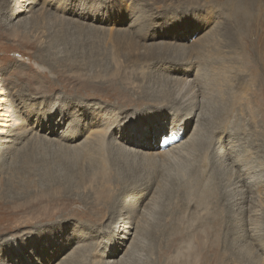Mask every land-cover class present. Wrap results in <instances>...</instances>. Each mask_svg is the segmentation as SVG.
Segmentation results:
<instances>
[{
  "label": "rangeland",
  "instance_id": "obj_1",
  "mask_svg": "<svg viewBox=\"0 0 264 264\" xmlns=\"http://www.w3.org/2000/svg\"><path fill=\"white\" fill-rule=\"evenodd\" d=\"M42 1L44 0L33 4L29 11L21 13L15 20L10 18L9 8L0 0V37L5 44L10 45L4 58H0V86L5 91L6 97L3 98L8 105L6 108L11 110V113L15 112L17 119L24 120L27 110H32V114H47L48 111L42 107L48 108V102L56 98L59 102L66 101L63 103L67 104L69 111H78L75 112L76 115L90 108L91 102L106 107L111 103L116 111H126L130 116L145 109L150 112L158 111L163 103L169 107L170 100L176 97L175 92L169 93V87L172 85L169 78L152 74L161 68V64L159 58H156L158 55H152L149 49L156 43L161 42L162 45L167 40L168 43L173 41L170 40V34L161 39L149 37L156 33L163 34L160 32L163 27L169 26L176 19L185 20L184 28H177L178 35L191 38L196 29L201 28L209 33L210 41L216 40L222 52L220 57L227 51L229 60H232L231 70L227 72L230 81L221 86L222 97L206 88L207 93L199 104L201 124L197 127L196 143L180 149L174 156L155 167L147 166L133 154L121 152L114 142H108V138L105 140L106 177H100V161L92 163L81 154L66 155L67 153L63 152L65 155H62L61 151L53 148L52 143L37 137L24 138L5 158L0 155V207L7 206L15 211L14 209L24 201L22 192L28 182L32 199L39 194L40 188L43 191L42 209L48 208L47 204L52 196L56 195L58 198L51 202L54 211L52 218L32 219L30 215L20 213L15 217L9 215L13 220L8 217V220L3 222L6 227L0 228L3 229L0 239L18 237L25 243V249L12 255L9 261L6 260L7 254L0 249V264H14L21 257L28 259L25 264H44L50 260L48 249L51 245H33L28 238L31 235H39V232L51 233L61 228L58 240H70L74 237L79 240V247L81 246L79 249L69 250L72 264H90L91 256L88 250L92 244L100 250L109 241L111 230L118 225L114 223L120 211H124L120 203L137 198L144 192L142 180L153 175H156V181L145 200L147 203L150 196L155 194L158 207L152 212L153 219L144 221L141 215L137 218L136 225L140 232L139 237L142 238L140 244L130 248L129 242L128 248L120 250L116 259L124 257L129 251V255H126L129 257L128 261L124 264H169L172 259L167 262L168 257L177 254L183 257L182 262L178 264H198L197 255L186 253L190 247H194L190 238L183 239L163 254L159 252V245L152 237L151 230L155 225L166 223L165 213H177V205L184 203L180 214L183 216L184 228L194 226L201 219V216H198L204 214L203 210L208 212V216L201 220L208 222L212 218L217 219L216 225L198 227L199 231L207 230L203 241H210L214 248V251L206 252L209 264L261 263L259 252L248 237L240 236L239 240H234L229 236L235 231L231 230L228 221L230 202L233 199L228 179L235 173V169L227 171L217 166L212 167L206 174L205 167L212 161V140H219L217 136L220 134L215 133V128L225 130L222 135L229 141L225 144L230 143L229 146L238 157L237 161L248 160L246 166L256 173L253 174L255 183L262 181L264 184V0H67L64 3L68 9L64 12L61 8H54L51 0H45L44 3ZM80 8H83V11ZM111 9L113 16L110 15ZM97 11L107 15V19L100 18L101 14H96ZM22 16L26 18V24L14 25ZM190 38L186 40V47H190ZM49 41L56 42L57 53L45 55L42 50L47 48ZM70 50H73V53H88V56H76L74 60ZM207 58L211 59L210 56ZM222 59L226 60L223 57ZM71 61H86L88 66L85 72L90 74L101 72L109 77L108 74L112 72L117 77L118 91L134 102L127 105L118 103L115 99L104 102L98 98L99 95L88 98L79 92L81 88L70 76L72 71H77L71 69ZM36 63L42 64L44 69L38 70ZM162 67L167 70L165 75L168 74L169 69ZM210 67L206 68V76L212 69ZM48 84L53 86L49 87ZM164 92H167L166 97L158 101L156 95H162ZM142 97L157 101L155 104L141 102ZM197 114L198 112L192 122L191 132ZM222 125L225 126L223 129ZM53 137L54 135L49 140ZM157 139L158 137L151 140L155 143ZM172 142L177 143L178 140L169 144L172 145ZM243 150L245 157L241 159ZM26 163L29 166L26 167ZM135 183L140 185L139 188L132 187ZM261 193L251 194L246 206L256 211L259 217L260 226L258 225L257 229L260 230L264 243V191ZM8 209L7 212L10 213ZM26 218L30 219V223L22 222ZM249 218L250 216L247 217L248 220ZM67 222L69 226L65 227L63 224ZM227 228L231 231L228 235ZM69 233L70 236L67 235ZM8 243L10 242L5 243L7 248L10 246ZM216 255L219 256L218 259L215 258ZM12 259L15 262H12Z\"/></svg>",
  "mask_w": 264,
  "mask_h": 264
},
{
  "label": "bare ground",
  "instance_id": "obj_2",
  "mask_svg": "<svg viewBox=\"0 0 264 264\" xmlns=\"http://www.w3.org/2000/svg\"><path fill=\"white\" fill-rule=\"evenodd\" d=\"M38 1L41 0H2V4L9 8L10 18L16 20V18H18L21 13L29 11L33 4H37ZM65 1L67 0H63V2L51 0V5L54 8H61L64 12L68 9L67 4L64 3ZM42 2L44 3L45 0ZM80 9L83 11V8ZM96 14H101L100 18L104 20L107 19V15H103L102 13H99V11H97ZM110 15L113 16L112 9ZM184 21L185 20L183 19H176L175 21L170 23L169 26L167 25L163 27L162 31H160L163 34L156 33L152 34L149 37V39H161L165 35L170 34V40L173 41L172 43H168L167 40L166 42H163L162 45L161 42L156 43L155 45H152L150 43L153 48L149 49L152 55H158L156 58H159V63L161 64V68L157 69L156 72H152V74L159 77L161 76L169 78L170 84H172L171 87H169V93L171 94L172 92H175L176 97L170 100L169 107H166L167 105L163 103L159 107L158 111L150 112L145 109L142 112H139V114L130 116V114H127L126 111H124V113H119L118 111H116L115 106L111 105V103H109V107H106L101 106L98 103L91 102L90 108L84 109L82 113H78L76 115L75 112L78 111H72L71 109L69 111L66 108L67 104H64L66 101L64 102L62 99L64 103L59 102L58 98H56L48 102V108L42 107L43 109L48 111L47 114H32V110L26 109L27 112L25 110L26 115L25 119L23 120V118L17 119L14 114L15 112L11 113V110L6 108V106L8 107V105H6V99H4L6 97L4 95L5 91L0 86V155L5 158L6 154L13 150L16 145L20 143L24 138H27L29 136L31 137V139H34L37 137L42 139V141L44 142L52 143L54 145L53 148L61 151V153H67L66 155H72V153L73 155L81 154V156L83 155V157L87 158L95 164L100 161V177H103V175L106 177L107 167L105 165V140L107 138L110 140L108 142H114L121 152L130 153L134 156H137L140 161L144 162L149 167H155V165L157 166L158 163L166 161L170 157L174 156L177 151L184 147L193 146L198 139L196 137L198 131L197 127H199V124H201V114L200 111H198L200 100H202L206 95L207 87L211 91L217 92L218 95L222 97L223 90L221 89V86L227 84L229 80V74L227 72L228 70L229 72L231 70L230 68L232 65V60H229L230 57L227 51H224V54L222 55V57L226 60H223L222 57L219 56L220 54H222V52L217 46L215 42L216 40L211 39L212 41H210V35L204 29H196L195 33L192 34L193 36L191 35V38L178 35L177 28H184ZM24 23L26 24V18L22 16L20 17V19L14 22V25L24 26ZM188 38H190L191 41L190 47H186L185 45ZM64 40L62 41L64 42ZM49 42L50 43H48L47 48L42 50L45 55L53 54V52L57 53V45H55L56 42ZM9 47L10 45L5 44L3 38L0 37V58H4V55L9 50ZM93 53L94 52H92V54ZM70 54L71 56L73 55V58L76 56H79V58H85L86 56H88V53H73V50H70ZM206 56H210L211 59L207 58ZM67 60L68 59H66V61ZM76 61L78 60L76 59ZM76 61H71V65H73V68L71 69H75L77 71H75L74 73L72 71V75L70 76L71 78H73L74 83L81 88L79 92H81L88 98L99 95L98 98L104 100V102H110L111 99L117 100L118 103L123 102L126 105L134 102V100L128 98L127 95H124L123 93L118 91V86L116 85L117 77H115L112 72L108 74L109 77L106 76V73L102 75L101 72L90 74L85 72L87 71L88 66V63L86 61ZM35 65L38 70L44 69V66L42 64L36 63ZM162 66H165V69L166 67L167 69H169L168 74L165 75V73H167V70L165 71L164 67ZM209 66H211L212 69L209 73H207L208 75L206 76V68L208 69ZM48 82L52 83L51 81ZM48 85L49 87L53 86L50 84ZM64 87L65 86H62V88ZM165 95H167V92L162 93V95H156L157 98H159L158 101H162L161 99L163 97H166ZM156 101L148 97H142L141 100V102L152 104H155ZM78 103L79 105H82L80 102ZM86 105L89 106V104ZM197 112L198 114L195 126L193 128V131L191 132V125L195 120L194 117ZM19 116L21 117V115ZM26 122H28V124ZM219 126H221V124ZM223 127L225 126L222 125V128H220L223 129ZM216 132H219L220 136H217L219 137V140H212V150H210V158L212 161H210V163L208 164L209 166L207 165L205 167L207 170L206 174L210 172L212 167L217 166L219 168L222 167L227 171H232L231 169H235V173L228 179V185L229 187H231L230 190L233 195V199L230 202V217H228V221L230 222L229 226L231 227V230L235 231L237 235L234 234L235 232L233 234H230L231 231L228 228L226 230V235H228L229 233L230 238L234 240H239L240 236H243L244 238L248 237L255 245L256 250L259 252L260 259L262 260L259 261L261 262L259 264H264V243L261 238L260 230L257 229L260 226L258 223L259 217L257 216L256 211L252 210L251 208H247L246 206L248 198L251 194L257 192L259 195L261 191H264V189L262 190V187L264 188V184L262 183V181L255 183L253 174L256 175V173L251 169V167L246 166V164L248 165V160L243 159L242 162L237 161L238 157L233 153L232 147L229 146L230 143L228 145L225 144L227 139L226 136L222 135V132H225V130L222 131L218 128H215V133ZM52 135H54V137L52 138V140H49ZM156 137H158V139L155 143H153V140L151 139H155ZM166 140L168 141L167 143H162ZM173 140H178V142H172V145L169 144ZM168 145L171 146L167 148ZM215 153L217 154L215 155ZM65 154L63 153L62 155ZM244 157L245 151L243 150V152L241 153V159ZM26 165L27 163L25 164V166ZM198 174L199 173H197V175ZM155 176L153 175L148 177L144 181L142 180L143 183L141 184V186H145L146 188H143L144 192L138 195L137 198H135L133 201L129 200L120 203L121 209L124 211H120L117 221L114 223V225L116 223H118V225H115L114 229L111 230V238L109 239V241H107V243L102 246L103 249L101 248L99 250L98 248H94L92 244L90 246L91 248L88 250L91 256L90 264H124L128 261L129 257H126V255H129V251L126 252V254H124V257L122 256L119 260L116 258L118 257V252L120 250L123 251V249L127 247L129 242L130 248L138 246L140 244L142 238L139 237L140 232L136 225L137 218H139L141 215L144 218V221L153 219L152 212L155 211L158 207L155 200V194L154 196H150L151 198L149 201H147V203H145V200L148 197L149 193L152 191V187L154 186V183L156 181ZM25 185L26 187L25 189H23V194L21 193L22 196L24 195V201L14 209L15 211L8 209L7 206L0 207V228L6 227V225H3V222L8 220L10 214L12 217H15L17 213H20V215H30L32 219L53 217L54 211L51 202L53 203L58 199L56 195L52 197L49 196L51 198L49 199V203L47 204L48 208H45L44 210L42 209L43 206H41L43 200V191L41 190V188L39 187V194L37 196H34V198L32 199L33 195L30 191V182L25 183ZM138 185V183H135L132 185V187H138ZM49 186L52 187V185ZM66 199L68 200V198ZM182 204L180 203L177 205L178 207L176 211L178 214H172V211L165 213L166 223H159L155 225V227L151 230L152 237L155 241H157V244L159 245V252H162L163 254L169 252L172 247L174 248L176 245H178V242L182 241L183 239L190 238L194 243V247L192 249L190 247V249L187 250L186 253L197 255L198 264H209L210 260L207 257L206 252L214 251V248L210 241H203V238L206 236L204 235V233L207 230L205 232L199 231L198 227L207 228L212 225H216L217 219L212 218L208 222L201 220L205 219V217L208 216V212L203 210V208L202 210L204 211V214L198 216H201V219L198 220L194 226L192 225L193 227L190 226L191 228L188 229L184 228L183 216L180 215L181 209L184 208ZM7 209L10 211V213L7 212ZM82 214H86V212H82ZM110 216L112 217V215ZM249 216L250 218L248 220L247 217ZM10 218L11 217H9V219ZM169 218L171 219L168 222L167 219ZM38 221L40 220H37V222ZM22 222L28 224L30 223V219L26 218ZM67 223H64L63 225L65 227L69 226V223ZM215 229H217V227H215ZM2 230L3 229H0V232ZM61 231L62 228L61 230L55 229L51 233L39 232V235H34L35 237L31 235L28 238L33 245H39L43 247L51 245L48 249L50 260L46 261L44 264H72L73 259H70L71 252L69 250H71L72 248H81V246L79 247V240H75L74 237L70 238V240H58L57 237L59 236L58 234H60ZM77 232L78 231H76V233ZM67 235L70 236L71 233ZM7 241L10 242L8 243L10 245L8 248L7 246H5V243ZM20 241L21 240L18 237L13 239H0V245H3V247L0 246L2 247L0 249L3 250L5 254H7V261L11 259L12 255L20 253L21 249L24 248L25 243L23 241ZM189 246L191 245L189 244ZM68 251L69 253H67ZM40 253H42V251H40ZM177 253H179V251L176 252V254ZM218 255L215 256L216 259L219 258ZM221 257L220 260H222ZM171 259V263L178 264L182 262L183 257L177 254L176 256L168 257L167 262ZM255 259H257V257ZM26 260L28 259L26 258ZM26 260L21 257L14 264H25L27 262ZM11 261L15 262L13 261V259ZM56 261L58 262L56 263ZM34 264H38V262H34ZM164 264H166V262H164Z\"/></svg>",
  "mask_w": 264,
  "mask_h": 264
},
{
  "label": "snow or ice",
  "instance_id": "obj_3",
  "mask_svg": "<svg viewBox=\"0 0 264 264\" xmlns=\"http://www.w3.org/2000/svg\"><path fill=\"white\" fill-rule=\"evenodd\" d=\"M168 141L166 140V141H163L162 143H167Z\"/></svg>",
  "mask_w": 264,
  "mask_h": 264
}]
</instances>
